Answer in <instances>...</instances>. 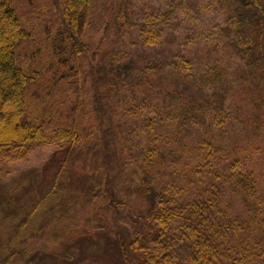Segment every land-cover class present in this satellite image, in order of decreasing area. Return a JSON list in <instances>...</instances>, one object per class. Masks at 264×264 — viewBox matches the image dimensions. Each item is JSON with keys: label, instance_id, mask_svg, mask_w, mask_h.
Listing matches in <instances>:
<instances>
[{"label": "trees", "instance_id": "1", "mask_svg": "<svg viewBox=\"0 0 264 264\" xmlns=\"http://www.w3.org/2000/svg\"><path fill=\"white\" fill-rule=\"evenodd\" d=\"M213 1L214 10L223 19L225 48L235 54L248 80L247 102H239L236 92L226 87L225 70L213 65L215 62H207L203 70L202 65L193 69L196 51H191L188 58L180 55L181 61L171 52L174 63L166 56L167 62L157 63L159 49L155 58L141 65L133 59L99 64L93 70L95 93L87 100L84 87H80L83 50L79 47L94 0H62L61 21L57 18L54 27L45 30L44 52L37 47L31 54L28 51L31 56L26 54L36 65H28L29 72L19 66L18 49L35 41V35L19 29L13 0H0V145L68 144L65 161L51 181L44 182L42 194L35 193V182L43 181V173L28 174L12 191L20 194V214L26 215L16 225L13 240L22 243L26 232L40 231L43 217L66 212L78 193L91 208L94 230L112 225L109 240L118 251L119 264H264V171L260 169L264 144L232 140L228 150L232 155L227 160L222 156L210 160L226 149L215 143L214 135L223 133L226 123L228 131L235 127V114L243 111L238 103H246L243 119L248 132L257 139L264 136V0ZM189 3H172L150 25L155 26L158 20L167 23ZM141 29L145 31L146 26ZM158 33L151 30L146 35L150 44L156 42ZM186 39L189 41V36ZM169 40L173 43L175 38ZM170 64L175 76L162 72ZM31 89L34 92L30 93ZM115 95L132 101L125 104L124 112L136 115L129 116L134 124L114 120L117 112L109 100ZM90 115L95 116V122L88 128L97 129L107 142L102 158L106 170L118 165L117 160L125 169L130 162L141 160L130 171V183L121 189L117 177L88 176L94 186L87 183L84 189L73 183L69 158L83 150L80 144L89 133L84 120ZM144 132L145 143L141 139ZM120 134L122 139H118ZM160 135L166 141L162 140V145L157 139ZM185 140L190 141L189 146ZM135 143L139 147H133ZM179 145L186 148L180 151L176 147L183 146ZM99 147L95 146L97 151ZM135 148L139 151L134 152ZM124 151L129 152V162L124 160ZM184 153L189 160L198 153H204L206 159L198 162L196 158L187 175L180 167ZM187 183L192 186L189 190ZM236 193H241L242 209H234ZM133 199L141 202L132 211H123ZM123 220L129 227L120 225ZM16 240L9 257H0V264H9L11 257L22 253ZM56 261L50 256L45 262Z\"/></svg>", "mask_w": 264, "mask_h": 264}, {"label": "rangeland", "instance_id": "2", "mask_svg": "<svg viewBox=\"0 0 264 264\" xmlns=\"http://www.w3.org/2000/svg\"><path fill=\"white\" fill-rule=\"evenodd\" d=\"M179 1L94 0L89 24L83 37L82 48L79 47L80 50H83L79 59L82 64L80 72L82 83L80 82V87H84V97L87 100H91L95 93V88L92 85L93 70L99 64L109 65L111 63L115 65L133 59L141 65L146 63L147 60L155 58L154 55L158 52L155 50L159 49L161 54L155 58L157 63L167 62L165 56L169 58V62L174 63V57L169 55L171 52L176 54V60L181 61L183 59L179 56L182 55L188 58L191 51H196L195 62H197V65L195 64L193 69L202 65L201 69L203 70L207 68L204 66L207 62L209 64V61L215 62L213 65L217 64L218 67L225 70L226 87L232 93L236 92L239 102H247L246 93L249 90V83L241 71L235 54L225 48L227 40L223 33V19L221 14L214 10L213 0H189V5H184L183 8H180V11H177L176 15L171 17L167 23L160 24L158 20L155 26L150 25V21L156 19L159 13L166 11L172 3ZM12 5L19 16V29L22 27L27 32L31 31L35 35L32 37L35 41L24 43L18 49L19 66L24 67V71H28L29 69L26 68L28 65H36L31 60V57H27L26 54H31L37 47L42 50V53L44 52L45 30L50 25L54 27L57 18L61 21L63 3L62 0H13ZM142 26H146L145 31L141 29ZM160 26L163 28H160ZM151 30L159 32L154 39L156 41L154 44H150L146 36ZM170 36H172V39L175 38L173 43L169 40ZM187 36H189V41L186 39ZM185 43L188 44L185 45ZM185 50L189 52L186 54L184 53ZM30 54L29 56H31ZM166 66L162 72L168 75L173 68V64ZM90 70L91 75L89 73ZM171 73L174 76L176 75V73ZM33 89H31L30 93ZM127 93L130 95L129 92ZM111 99L112 101L109 100V103L117 112L114 120L121 123L129 122L130 125L134 124L133 119L130 118H134L136 115H129V118L128 114L124 112L125 104L128 105L132 101L129 99H124V101L120 95H115ZM245 102L238 103L243 111L235 114L236 120L241 122L239 124L238 122L235 123V127L230 128L229 131V128H226L229 125H226V123L222 128L223 133L213 134L217 141L215 143L224 144L226 149L221 154L212 155L210 160H217L221 156L227 160L232 155L228 153L232 140L240 139V142L244 144H249L250 140L254 141V145L258 143L264 144V136L257 139L256 135L253 136L245 128L248 127L246 119H243V113L247 111L244 108ZM144 112L140 111L138 114L142 116ZM94 117V115H90L84 120L85 129L89 133L86 135L84 132L86 136H84L80 144L83 150H80L78 154V151H76L75 155L69 158L73 183L79 189H84L87 183L94 186V182H90L88 176L106 177L107 179L117 177V181H119L117 187L121 189L130 183V179H128L130 171L133 170L134 166L138 167L141 160L134 163L133 161L130 162L127 169L121 167L120 161L117 160L118 165L109 167V171L106 170V165L102 160L105 155L103 147L107 143L105 142V137L98 134L97 129L95 131L92 126L90 129L88 128L89 125L94 124ZM136 126L138 127V125ZM207 134L210 135L209 132ZM122 136L120 134L118 139H122ZM140 136L137 135L139 139ZM145 136L146 133L141 136L144 143ZM138 138H136L137 142L139 141ZM157 139L161 145L166 142L161 135ZM170 141V145L174 146L175 142ZM189 142L185 140L184 144L189 146L187 145ZM97 144H100L98 151L95 148ZM67 145L38 142L23 145H0V257L2 259L5 260L9 257L10 250L14 246L16 239L13 240L12 238L16 234V225L26 218L25 214H20V206L22 205L20 194L18 193L19 195H17L12 191L16 189L22 178L28 174L32 173V176L34 173H43V181L35 182V193L42 194L44 182H50L53 175L57 173L61 163L65 161ZM137 146V143L133 145V147ZM179 146H183V148L176 147L180 151L186 148L184 145ZM87 147L89 148L87 149ZM137 150L139 151L138 148H135L134 152H137ZM124 152V160L129 162V152ZM184 156L182 163L185 161L188 166L185 167L184 164L180 163V167L186 170L187 175L190 174V169L196 164V158L198 162L206 159L204 153H198L195 156L196 158L192 160H189L186 153H184ZM260 169L264 171V166L263 168L260 166ZM38 179H41V177ZM104 183L106 182L104 181ZM224 183L227 184V182ZM261 183L264 185L263 180ZM186 185L187 190L192 187L188 183ZM240 197L241 193H236V196H234L236 200L235 210L243 208ZM71 201L72 206L66 212L56 215L48 214L43 217L40 231L26 232L22 243L19 241L20 239L16 240V244L25 251L23 252L22 250L20 255L11 257L9 264H47L45 261L50 256L57 258V264H67L69 262L79 264L81 261H84V264H87V261L93 262V264H119L118 251L109 240L111 232H108V230L113 229L112 225L107 226L106 230H94L95 225L93 224V219H91L90 206L82 200L78 193L73 195ZM140 202L137 199H133L128 209L123 211H130ZM28 207L26 205L25 209ZM11 214L13 215L11 216ZM120 225L127 227L129 224L128 221L123 220ZM28 259H31L30 263H26Z\"/></svg>", "mask_w": 264, "mask_h": 264}]
</instances>
